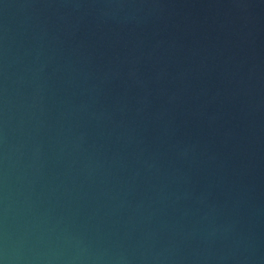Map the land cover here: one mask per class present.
<instances>
[{
    "label": "water",
    "instance_id": "95a60500",
    "mask_svg": "<svg viewBox=\"0 0 264 264\" xmlns=\"http://www.w3.org/2000/svg\"><path fill=\"white\" fill-rule=\"evenodd\" d=\"M0 264H264V0H0Z\"/></svg>",
    "mask_w": 264,
    "mask_h": 264
}]
</instances>
